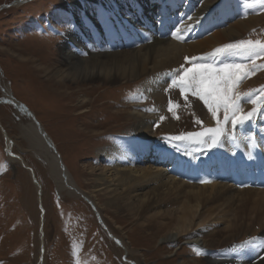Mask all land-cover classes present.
Masks as SVG:
<instances>
[{
  "label": "rangeland",
  "instance_id": "374dc122",
  "mask_svg": "<svg viewBox=\"0 0 264 264\" xmlns=\"http://www.w3.org/2000/svg\"><path fill=\"white\" fill-rule=\"evenodd\" d=\"M15 1L0 0V98L18 101L33 113L60 154L65 181L58 184L44 156L38 154L24 136L22 126L32 119L17 111L14 104L0 101V264H36L40 258L41 264H225L236 263L238 255L247 254L249 249L257 251L253 248L257 241L255 246L249 245L243 250L240 247L242 241L258 236L251 235L252 232L244 234V231L232 243L235 251L211 257L210 253L221 250L216 249L221 242L212 246V252L199 242L191 241L190 234L161 242L151 237L142 223L127 212L104 207L106 200L93 188L95 172L90 167H97L100 162L97 149L113 142L116 134L130 127L133 122L130 111L136 107L132 103H142L143 111L153 109L152 99L135 95L143 78L118 83L98 81L100 86L93 88L90 85L95 84H86L81 79L74 83L69 78L59 79L48 70L39 72L38 69L42 66L39 63L51 68L62 64L57 49L70 32L82 34L87 11L102 15L103 10H109L120 1L21 0L23 2L16 4ZM200 1L215 5L220 0ZM237 1L242 8L239 7V19L248 22L244 23L243 31L236 30L235 36L223 44L248 39L264 41V11H260L258 5L255 11L245 9L244 0ZM245 11L249 13L246 16ZM87 46L90 52L111 49H100L89 41ZM17 47L38 53L41 57H37L42 59L36 57L31 61L29 58V62H23V58L12 51ZM71 48L77 49L74 44ZM210 51L200 56L205 57L203 55ZM222 60L247 62L240 57ZM182 63L183 59L177 67ZM257 65L254 74L240 83V92L258 90L264 85V57L257 60ZM58 79L61 85L56 84ZM52 92L58 96L74 94L64 100L49 98ZM163 93V100L167 101L165 119L155 123L156 136L163 142L165 136L198 131L200 126L194 123L195 119L207 127L215 125L203 102L196 97L189 95L186 102L179 89L168 92L164 89ZM87 99L89 102L81 108L75 106ZM170 99L179 105L174 108L179 119L168 111ZM242 107L248 111L253 105L246 102ZM204 148L206 146L203 147L206 150ZM211 225L204 227V234ZM259 255L261 252L255 260Z\"/></svg>",
  "mask_w": 264,
  "mask_h": 264
},
{
  "label": "bare ground",
  "instance_id": "6f19581e",
  "mask_svg": "<svg viewBox=\"0 0 264 264\" xmlns=\"http://www.w3.org/2000/svg\"><path fill=\"white\" fill-rule=\"evenodd\" d=\"M119 1L109 10H103L102 15L87 11L82 34L70 32L57 49L62 64L51 68L39 63L42 66L38 69L39 72L48 70L50 75L59 79L69 78L74 83L81 79L86 84H95L90 85L93 88L99 87L100 82L118 83L143 78L135 95L152 99L153 111H143L140 109L142 103H132L136 107L130 111L133 118L130 127L116 134L113 142L99 147L97 155L100 162L97 167H90L95 172L93 188L106 200L104 207L127 212L142 223L151 237L159 238L161 242L190 234V240L199 242L208 252H212V246L219 242L222 245L216 247L221 249L218 252L231 251L235 237L244 231V234L264 235V188H236L227 182L235 153L249 162L264 158L263 113L234 129L235 139L231 135L225 136L219 145L204 148L206 150H203L204 145L183 142L179 143L181 150H172V145L158 138L155 130L156 121L167 111L163 90L172 77L169 70L178 69L177 65L185 55L200 56L227 42L235 36L236 30L243 31L244 23L248 21L239 19L242 8L238 1L220 0L215 5L200 0ZM20 2L16 0L15 4ZM189 16L198 18L200 23L186 33V42L171 38L170 29L182 26V21L189 22ZM167 20L171 24L169 32L164 34L162 31ZM88 41L106 49L111 45V49L90 52ZM72 44L77 48L75 51ZM23 50L26 48L12 49L23 58V62L29 58L35 61L40 56ZM84 52L89 55L84 56ZM59 79L57 85H61ZM51 94L49 98L65 100L74 92L68 96ZM88 102L87 99L75 106L81 108ZM15 107L21 111V107ZM22 132L31 147L44 156L58 184L64 182L58 157L43 146L36 126L32 122L23 125ZM212 172L215 177H203ZM201 179L210 183H200ZM210 224L211 229L204 234V227ZM255 252L249 249L236 263L225 264H264V259L255 260ZM43 253L42 246L40 255ZM210 256L216 257V254L210 253ZM41 262L40 258L36 264Z\"/></svg>",
  "mask_w": 264,
  "mask_h": 264
},
{
  "label": "snow or ice",
  "instance_id": "6c2138e0",
  "mask_svg": "<svg viewBox=\"0 0 264 264\" xmlns=\"http://www.w3.org/2000/svg\"><path fill=\"white\" fill-rule=\"evenodd\" d=\"M257 5L260 11H264V0H244L242 7L255 11ZM248 14L247 11L244 12L245 16ZM188 21H182V26H174V30L170 29L171 38L178 42H186V33L191 32L195 24L200 23V20L194 16H189ZM193 21L194 23H190ZM205 56L209 59L185 55L184 63L180 64L178 69L169 70L172 77L165 91L179 89L180 95L186 102L189 95L202 101L211 119L215 121V125L207 127L201 120L195 119L194 123L200 126L198 131L181 132L179 135L162 137L170 144L176 145L183 142L213 148L219 145L225 136L231 135L235 139L234 129L251 122L258 113H264V85L258 90L253 89L246 92L238 90L240 83L246 77L253 75L254 70L259 67L257 60L264 57V41L260 39L237 40L215 47ZM222 57H240L247 62L228 63L224 62ZM245 102L253 105L248 111H244L242 107ZM177 107L179 105L174 104L170 99L168 111L179 119L174 111ZM145 110L152 111L153 109ZM160 119L164 120L165 117L161 116ZM200 183H210V181L201 179ZM256 241L257 237H249L241 242L240 247L255 246ZM196 254L200 255V252L197 251Z\"/></svg>",
  "mask_w": 264,
  "mask_h": 264
},
{
  "label": "water",
  "instance_id": "95a60500",
  "mask_svg": "<svg viewBox=\"0 0 264 264\" xmlns=\"http://www.w3.org/2000/svg\"><path fill=\"white\" fill-rule=\"evenodd\" d=\"M24 1V0H23ZM21 1V2H23ZM23 109L26 110L25 107H23ZM33 121H34V125L36 126V131H37V134L38 136L42 139V144L45 148H48L50 149L52 152H55L56 153V156L58 157V163L61 167L62 164H61V160H60V157H59V154L57 153L56 149H55V146L54 144L52 143V141L50 140V138L47 136V134L44 132L43 128L41 127L40 123L37 122V120L32 117Z\"/></svg>",
  "mask_w": 264,
  "mask_h": 264
}]
</instances>
